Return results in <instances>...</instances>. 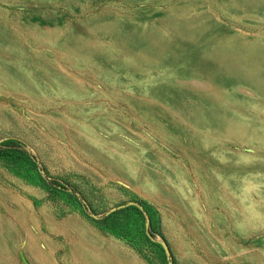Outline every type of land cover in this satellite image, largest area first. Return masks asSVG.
Listing matches in <instances>:
<instances>
[{
    "label": "rangeland",
    "instance_id": "1",
    "mask_svg": "<svg viewBox=\"0 0 264 264\" xmlns=\"http://www.w3.org/2000/svg\"><path fill=\"white\" fill-rule=\"evenodd\" d=\"M61 1L0 0V264H264V0Z\"/></svg>",
    "mask_w": 264,
    "mask_h": 264
},
{
    "label": "crops",
    "instance_id": "2",
    "mask_svg": "<svg viewBox=\"0 0 264 264\" xmlns=\"http://www.w3.org/2000/svg\"><path fill=\"white\" fill-rule=\"evenodd\" d=\"M132 1H146V0H132ZM61 2L68 6L74 5V4L83 6V4H85L84 0H74V1L67 0V1H61ZM146 81H147L146 73H142L140 75H133L129 79L120 81L118 84L115 85L116 86L115 88H150L151 85L150 84L146 85ZM157 88H164V87L159 84L157 85ZM212 121H209V122H212ZM213 122H216V121H213Z\"/></svg>",
    "mask_w": 264,
    "mask_h": 264
},
{
    "label": "trees",
    "instance_id": "3",
    "mask_svg": "<svg viewBox=\"0 0 264 264\" xmlns=\"http://www.w3.org/2000/svg\"><path fill=\"white\" fill-rule=\"evenodd\" d=\"M14 153L16 155H25L26 151L14 140H6L0 144V155Z\"/></svg>",
    "mask_w": 264,
    "mask_h": 264
}]
</instances>
